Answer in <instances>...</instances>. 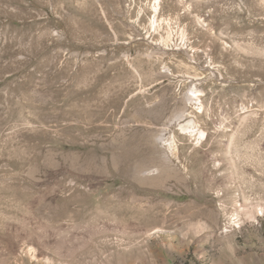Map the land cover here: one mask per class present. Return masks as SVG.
<instances>
[{"label":"rangeland","instance_id":"374dc122","mask_svg":"<svg viewBox=\"0 0 264 264\" xmlns=\"http://www.w3.org/2000/svg\"><path fill=\"white\" fill-rule=\"evenodd\" d=\"M0 264H264V0H0Z\"/></svg>","mask_w":264,"mask_h":264},{"label":"bare ground","instance_id":"6f19581e","mask_svg":"<svg viewBox=\"0 0 264 264\" xmlns=\"http://www.w3.org/2000/svg\"><path fill=\"white\" fill-rule=\"evenodd\" d=\"M160 21L159 20H156L155 21V27L157 26L158 28L160 27ZM171 33V32H170ZM169 33V34H170ZM172 35V34H171ZM171 39V38H170ZM183 40V39H182ZM192 99H199V96H198V94H196L195 92L193 93V95H192ZM182 127H188L187 129H189V127H191V124H190V126H189V124H186V125H183L182 124ZM200 132H202V131H200ZM171 141V140H170ZM155 169V168H154ZM158 172V171H157ZM156 173V172H155ZM161 177V176H160ZM254 213H255V210H254Z\"/></svg>","mask_w":264,"mask_h":264}]
</instances>
